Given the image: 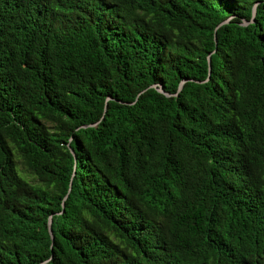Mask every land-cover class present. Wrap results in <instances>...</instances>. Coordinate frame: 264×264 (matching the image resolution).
I'll list each match as a JSON object with an SVG mask.
<instances>
[{
  "label": "trees",
  "instance_id": "1",
  "mask_svg": "<svg viewBox=\"0 0 264 264\" xmlns=\"http://www.w3.org/2000/svg\"><path fill=\"white\" fill-rule=\"evenodd\" d=\"M43 263L264 264V0H0V264Z\"/></svg>",
  "mask_w": 264,
  "mask_h": 264
},
{
  "label": "water",
  "instance_id": "2",
  "mask_svg": "<svg viewBox=\"0 0 264 264\" xmlns=\"http://www.w3.org/2000/svg\"><path fill=\"white\" fill-rule=\"evenodd\" d=\"M256 8H257V6H255V9H254V13H253V18H255L256 17V14H257V10H256ZM229 21H226L225 23H228ZM248 23L247 22H245V25H247ZM209 64H210V73H211V71H212V63H211V59H209ZM188 81H184V82H182L181 83V86H180V91H182V89H183V86L187 83ZM154 88H156L160 93H162V94H165V95H167V96H172V95H170L169 93H167L165 90H164V88H163V86L162 85H160V86H154ZM177 96V95H176ZM110 100V99H109ZM65 207V206H64ZM52 224H53V222H52V220H50V234H51V236H52V239L54 240V236H53V231H52ZM43 264H46V263H43Z\"/></svg>",
  "mask_w": 264,
  "mask_h": 264
}]
</instances>
